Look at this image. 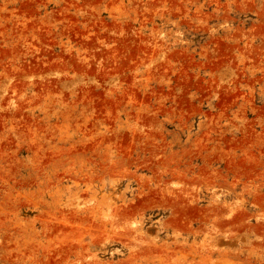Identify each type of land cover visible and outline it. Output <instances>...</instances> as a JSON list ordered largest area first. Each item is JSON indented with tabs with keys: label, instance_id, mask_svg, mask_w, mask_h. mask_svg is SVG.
Wrapping results in <instances>:
<instances>
[{
	"label": "rangeland",
	"instance_id": "rangeland-1",
	"mask_svg": "<svg viewBox=\"0 0 264 264\" xmlns=\"http://www.w3.org/2000/svg\"><path fill=\"white\" fill-rule=\"evenodd\" d=\"M0 264H264V0H0Z\"/></svg>",
	"mask_w": 264,
	"mask_h": 264
}]
</instances>
